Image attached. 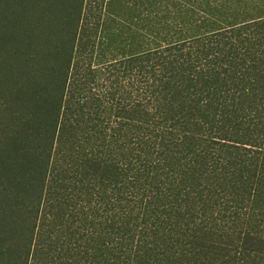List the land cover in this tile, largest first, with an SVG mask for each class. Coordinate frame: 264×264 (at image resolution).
Segmentation results:
<instances>
[{
    "label": "trees",
    "instance_id": "obj_1",
    "mask_svg": "<svg viewBox=\"0 0 264 264\" xmlns=\"http://www.w3.org/2000/svg\"><path fill=\"white\" fill-rule=\"evenodd\" d=\"M0 264H264V0H0Z\"/></svg>",
    "mask_w": 264,
    "mask_h": 264
}]
</instances>
